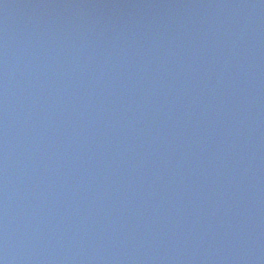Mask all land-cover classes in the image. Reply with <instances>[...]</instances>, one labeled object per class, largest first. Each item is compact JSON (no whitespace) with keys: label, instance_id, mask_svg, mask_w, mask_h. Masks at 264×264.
<instances>
[{"label":"water","instance_id":"95a60500","mask_svg":"<svg viewBox=\"0 0 264 264\" xmlns=\"http://www.w3.org/2000/svg\"><path fill=\"white\" fill-rule=\"evenodd\" d=\"M0 264H264V0H0Z\"/></svg>","mask_w":264,"mask_h":264}]
</instances>
